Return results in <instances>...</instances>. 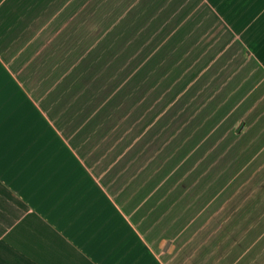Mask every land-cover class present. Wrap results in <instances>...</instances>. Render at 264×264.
Returning a JSON list of instances; mask_svg holds the SVG:
<instances>
[{"label":"crops","instance_id":"crops-1","mask_svg":"<svg viewBox=\"0 0 264 264\" xmlns=\"http://www.w3.org/2000/svg\"><path fill=\"white\" fill-rule=\"evenodd\" d=\"M142 2L143 26L133 31L131 54L152 36L160 41L176 34L191 17L193 28L220 42L229 40L224 53L236 47L233 59L243 56L254 63L253 72L264 69V0ZM155 16L167 18L166 24L163 19L153 23ZM187 31L178 32L166 48L167 63L154 70L151 81L182 73L184 65L177 64L191 43ZM13 61L0 60V264H163L161 257L172 252L173 233L183 220L173 214L162 186L130 183L129 140H123L125 152L104 150L120 140L104 143L103 137L88 138L80 123L56 120L49 114L48 95L37 98L13 70ZM146 80L142 96L153 89ZM178 87L182 91L184 84ZM241 95L215 112H244L247 104L238 111L233 104ZM237 122L235 137L247 128Z\"/></svg>","mask_w":264,"mask_h":264},{"label":"clouds","instance_id":"clouds-1","mask_svg":"<svg viewBox=\"0 0 264 264\" xmlns=\"http://www.w3.org/2000/svg\"><path fill=\"white\" fill-rule=\"evenodd\" d=\"M92 2L93 0H59V6L32 30L22 38L14 37L6 42L3 50H0V60L7 62L15 56L13 70L20 73V78L34 90L37 98L48 91L51 82V78L41 70L46 58L51 61L50 66L54 72L59 66L56 61L61 59L64 53L71 54L72 47L65 46L69 33L75 30L80 34L76 45L79 46L81 56H86L98 49L103 41L116 31L127 18L128 13L137 6L139 0H99L100 5L109 6V10L101 20L81 22L74 29L78 17ZM185 2L186 0H183L182 4ZM195 2L196 0H192L193 4ZM181 12L184 13L183 15L186 14V11ZM185 28L188 29V40L191 43L177 64V67L184 65L181 75L165 88L161 89L158 84L161 93L159 97L153 95L156 89H152L149 96L143 97L140 104L136 105L139 108L149 100V97L151 98L147 111L134 122L133 129L142 123L148 112L159 111L161 108L163 111H160L147 131H151L165 117H176L174 124L168 125L161 131L160 135L163 139L156 136L147 146V155H144L143 161L137 166L136 175L154 164L159 166L152 168L153 174H156L163 166L184 152L183 158L170 170L168 179L192 160V164L185 168L183 180L193 177V173L207 162V168L199 178L193 177V188L209 174L212 175V179L208 181L207 188L218 185L221 177H224V183L217 187L209 201L197 208L193 215L174 231L172 252L165 253L161 259L163 264H264V243H262L264 242V123H262L264 69L253 72L252 69L256 67L254 63L246 62L243 56L233 59L236 47L224 53L223 50L229 40L220 42L217 37L208 36L206 30L193 28L192 24L185 25ZM154 39L155 36L150 37L119 69V72H127L122 79L119 77V72L116 74L121 90L129 85V74L133 69L143 66L145 56L135 67H130L132 61L137 60ZM161 42L150 49L148 53L151 56H156L164 47ZM128 46L130 45H126L124 50ZM120 54H123V50ZM185 61L188 63L184 64ZM169 75L171 73L166 74L160 83L168 79ZM182 83L184 88L181 91L178 86ZM174 89L178 93L175 102L168 103L164 108V103L167 102L165 98L172 99L171 93ZM238 93L242 95L235 105L237 111L251 101L239 119L246 121L254 113L258 114L239 137L234 136L236 127L234 122L229 133L234 137L231 143L223 153L217 155L215 161H210L209 157L216 153L219 145L228 137L220 139L216 144H209L215 130L204 135L201 131L202 122L193 125V121L207 110L204 116L206 122L216 110ZM211 105L215 107L210 109ZM190 107L193 109L191 115L180 120V116ZM178 108L183 111L177 116ZM131 116L132 113L129 112L121 123ZM169 128L171 131L168 130ZM252 129H257L256 133L237 153L239 156H244L246 153L245 159L237 164L233 158L225 164L224 169H221V161L248 136ZM131 131L132 129H129V132ZM147 131L144 135H147ZM129 132L125 135L127 136ZM198 134L201 137L199 141L196 140ZM144 135L137 137L133 146L140 143ZM205 144H208L207 149L203 154L197 155ZM185 149L188 150L185 152ZM174 190V187L170 189L169 195ZM196 200L199 201L200 197L197 196ZM192 207L193 204L188 203L177 219L186 215Z\"/></svg>","mask_w":264,"mask_h":264},{"label":"rangeland","instance_id":"rangeland-1","mask_svg":"<svg viewBox=\"0 0 264 264\" xmlns=\"http://www.w3.org/2000/svg\"><path fill=\"white\" fill-rule=\"evenodd\" d=\"M58 6L59 0H0V50H2L6 42L12 40L14 37L19 39L26 35ZM145 6L146 3L139 0L137 6L128 13L127 18L120 24L116 31L105 39L98 49L86 56H81L78 50L79 46L76 45L77 41L80 39V34L75 30L69 33L65 41V46L72 47L70 49L71 54L64 53V56L56 61V64L59 66L56 67L54 72L50 66L51 61L48 58H46L45 65L41 69L51 78V82L48 91L40 97L44 98L46 94L48 95V105L49 108H51L50 115L53 114L56 120L71 121L85 126L86 129L84 131L88 138L98 139L99 137H103L104 143L105 139L110 138H118L120 140L121 144L119 146L104 145V150H108L111 147H118L120 152H125L126 148L123 140L128 139V150L130 149V183L142 186V188L143 186L150 185L162 186L166 191L165 197H167V201H171L168 205L174 204L172 211L173 214L176 213V216H180V214L184 212L186 205L192 203L193 207L189 209L186 215L182 216L184 223L189 216L193 215L197 208L202 207L205 202L210 200L215 194L217 187L224 183V177H221L218 185L207 188L208 181L212 179V175L209 174L193 188V177L199 178L202 172L207 168V162L201 165V168L196 173H193V177H190L188 180H183L185 168L193 162L189 160L184 168H181L171 179H168L170 170L183 158L184 152L163 166L162 170L158 171L156 174H153L152 168L159 166L154 164L144 172L136 175V171L138 170L137 166L143 161L144 155H147V146L156 136H160V138L163 139V136L160 135L161 131L168 125L176 122V117L174 116L165 117V119L160 120L151 131H147L149 126L155 122L156 116L160 114V111H163V108H161L159 111L148 112V115L144 117L142 123L136 125L133 129L132 126L134 122L147 111L151 103V98L149 97V100L145 101L139 108L136 107L137 104H140L143 97L149 96L150 92L147 91V95L142 96V91L140 89L147 83L146 79H148V82L151 83V87L156 89L153 95L159 97L161 93L157 85L159 84L162 89L172 83L174 79H170L169 81L164 80L163 83H160L161 79L157 78L156 81H151L150 78L154 75V70L156 68L158 71L160 68H164V65L167 63V57H164V51L169 45L174 44L178 32H182L184 36L186 28L180 29L191 23V17H189L177 28V30L180 31L176 32V34L166 35L168 37L163 36L160 41H158V38L155 36L156 38L154 42H152L150 49L159 44L162 39H164L161 42L164 47L154 57L151 56L150 53L143 51L144 54H141L137 60H133L130 67H135L145 56V60L142 62L143 66L133 69V72L129 74V85L121 90V85L118 84V80H116V74L131 55L130 46H128L126 50L124 49L126 45H130V38L133 31H137L143 26V24L140 25V17H142V9ZM108 10V5H100L99 0H93L78 17V20L74 24V29L76 25L81 22L93 20L100 21ZM162 19L166 24L167 18L159 19L157 16H155L153 23L158 25L159 20L162 21ZM122 50L123 54H120ZM161 73H163V71ZM125 75H127V72H119L120 79ZM143 75L144 77H142ZM179 75H181L179 72L172 73V76L175 78ZM136 93L140 95H136ZM176 94L177 92L175 94L171 93L172 99L170 100L165 98L167 102L164 103V108L167 107L168 103L175 102V98L177 97ZM238 99L239 98H236L233 104L236 105ZM250 104L251 101L248 102L247 106L249 107ZM133 109H135L134 112ZM182 111L183 109L178 108L176 115L178 116ZM192 111L193 109L191 107L188 108L179 119L183 120L187 116H190ZM129 112L132 113L131 118L121 123V120L128 116ZM243 113L244 112L226 114L215 112L211 115V118H208L207 121L204 122V116L207 114L206 112L202 113L200 117H197V120L193 121V125L202 122L203 127L201 131L204 135H208L210 131L215 130V134L212 135L209 144H216L220 139L228 137L219 145L216 153L209 157L210 161H215L217 155L223 153L227 149L234 138L229 135L230 129L234 122L238 123L237 121L242 120L239 118L242 117ZM257 114L258 113H254L253 116L249 117L246 121L242 120V124L248 127V124L255 119ZM262 123H264V121H262ZM129 129H132V131L129 132ZM168 130L171 131V128ZM81 131H83V129H81ZM146 131L147 135H144ZM256 131L257 129H252L248 133V136H246L244 140L221 161V169H224L225 164L233 158L236 160L237 164L245 159L246 153L244 156H239L237 153L249 139L248 137L253 136ZM126 132H129L127 136L125 135ZM141 135H144V139L133 146L134 140ZM237 137H239V135H237ZM199 139H201V137L198 134L196 140L199 141ZM157 143H159V141H157ZM207 147L208 144H205L197 155L203 154ZM187 150L188 149H185L184 151L186 152ZM194 159L195 157H193V160ZM225 175H227V172H225ZM134 176L135 179H133ZM178 177L180 179H178ZM173 187L175 190L169 195V190ZM197 196L200 197L199 201L196 200ZM178 211H180V213H178ZM180 227L179 225L176 226V228Z\"/></svg>","mask_w":264,"mask_h":264},{"label":"snow or ice","instance_id":"snow-or-ice-1","mask_svg":"<svg viewBox=\"0 0 264 264\" xmlns=\"http://www.w3.org/2000/svg\"><path fill=\"white\" fill-rule=\"evenodd\" d=\"M235 2H239V0H235Z\"/></svg>","mask_w":264,"mask_h":264}]
</instances>
